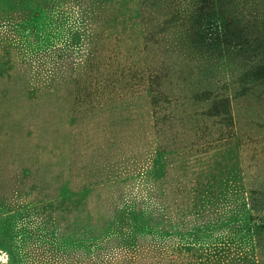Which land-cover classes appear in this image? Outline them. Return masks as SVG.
<instances>
[{
	"label": "rangeland",
	"instance_id": "374dc122",
	"mask_svg": "<svg viewBox=\"0 0 264 264\" xmlns=\"http://www.w3.org/2000/svg\"><path fill=\"white\" fill-rule=\"evenodd\" d=\"M0 264H264V0H0Z\"/></svg>",
	"mask_w": 264,
	"mask_h": 264
},
{
	"label": "trees",
	"instance_id": "16d2710c",
	"mask_svg": "<svg viewBox=\"0 0 264 264\" xmlns=\"http://www.w3.org/2000/svg\"><path fill=\"white\" fill-rule=\"evenodd\" d=\"M194 28L198 29V31L202 35L205 31L208 34L209 38H212V40H213V38H218V36H217L218 23L213 16L203 15V14L197 15L196 19L194 21Z\"/></svg>",
	"mask_w": 264,
	"mask_h": 264
}]
</instances>
